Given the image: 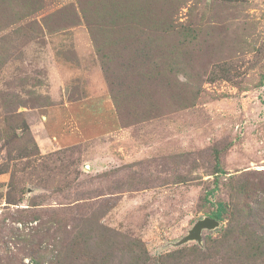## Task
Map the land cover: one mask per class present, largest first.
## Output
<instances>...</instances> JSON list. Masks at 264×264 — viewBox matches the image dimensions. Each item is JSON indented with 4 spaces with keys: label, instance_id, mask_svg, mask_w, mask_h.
I'll list each match as a JSON object with an SVG mask.
<instances>
[{
    "label": "rangeland",
    "instance_id": "374dc122",
    "mask_svg": "<svg viewBox=\"0 0 264 264\" xmlns=\"http://www.w3.org/2000/svg\"><path fill=\"white\" fill-rule=\"evenodd\" d=\"M0 264H264V0H0Z\"/></svg>",
    "mask_w": 264,
    "mask_h": 264
},
{
    "label": "water",
    "instance_id": "95a60500",
    "mask_svg": "<svg viewBox=\"0 0 264 264\" xmlns=\"http://www.w3.org/2000/svg\"><path fill=\"white\" fill-rule=\"evenodd\" d=\"M219 225V220L213 217H205L194 225L191 230V233L186 237V240L189 239H200L201 231L203 228H214Z\"/></svg>",
    "mask_w": 264,
    "mask_h": 264
},
{
    "label": "trees",
    "instance_id": "16d2710c",
    "mask_svg": "<svg viewBox=\"0 0 264 264\" xmlns=\"http://www.w3.org/2000/svg\"><path fill=\"white\" fill-rule=\"evenodd\" d=\"M226 210V207H224V203H220L218 210L213 214V216L217 219H221L222 218V214L223 212Z\"/></svg>",
    "mask_w": 264,
    "mask_h": 264
}]
</instances>
